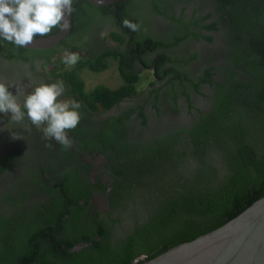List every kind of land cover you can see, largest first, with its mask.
Segmentation results:
<instances>
[{
  "label": "trees",
  "instance_id": "obj_1",
  "mask_svg": "<svg viewBox=\"0 0 264 264\" xmlns=\"http://www.w3.org/2000/svg\"><path fill=\"white\" fill-rule=\"evenodd\" d=\"M160 1L127 0L125 4L121 1L114 10L115 5L96 6L86 0H73L71 31L55 47L38 50L17 48L7 42L0 45V55L15 63L32 62L36 57L49 60L62 48L86 50L90 46L88 33L94 23L124 24L136 12L135 2L148 3L149 12L174 18L175 30L159 36L146 34L142 20L131 17L141 29L133 34L131 48L124 46L122 50H107L96 57H81L74 70L63 74L62 79L73 85V96L77 93L89 109L96 110L98 105L109 109L136 93L140 76L128 67L139 65L153 68L156 78L162 81L150 89L145 103H153L152 95L167 96L174 106L180 96L189 103L190 91L199 92L201 84L206 82L216 85L211 107L186 132L190 134L191 147H151V153L146 156L150 157H145L144 166L140 162L137 169L136 161L132 160L135 154H124L130 155L126 159L131 161L122 163L115 174L125 177L122 191H127L128 203L133 206L145 203L148 196L138 191L151 187L167 195L150 212L134 211L127 216L132 224L124 229L120 218L111 219L117 226L108 224L104 218L87 216L86 205L79 201L87 200L88 193L64 182L66 173L60 177L51 167L39 164L34 178L10 182L8 191L0 195V264H141L170 247L221 226L264 196V4L216 0L221 11L220 22L204 24L212 14L196 16L194 10L191 18L184 20L183 9L176 17L170 8L172 3L161 9ZM236 12L239 15L235 16ZM220 28L223 33L226 28L232 29L235 42L231 45L235 48L236 43L238 48L231 63L240 66L244 73L237 71L235 75V70L217 82L209 65L200 76L190 75L188 64L198 58V53L186 58L176 51L180 42L197 41L202 36L210 41L212 36H204L200 30ZM58 30L53 29L49 35ZM113 33L119 42L124 41L118 32ZM243 34L252 36L246 39ZM111 58L118 60L123 84L115 89L99 85L85 92L79 75L82 68L104 71ZM144 105L129 107L120 119L136 112L145 123ZM153 106L156 108V103ZM181 130L185 132L186 128ZM162 160L170 165L169 192L162 189L160 181L158 185L152 179L142 178L156 176ZM8 161L9 156L0 161V172L6 170ZM131 184H136L138 191L130 192ZM76 246L79 248L74 250ZM142 255L145 258L138 259Z\"/></svg>",
  "mask_w": 264,
  "mask_h": 264
},
{
  "label": "flooded vegetation",
  "instance_id": "obj_2",
  "mask_svg": "<svg viewBox=\"0 0 264 264\" xmlns=\"http://www.w3.org/2000/svg\"><path fill=\"white\" fill-rule=\"evenodd\" d=\"M122 2L125 4L127 0ZM141 3L135 2L133 6L137 10L131 17L136 20L138 18L139 21L142 20L141 27H144L146 34L152 33L159 36L175 30L176 22L174 18H165L162 13H151L148 11V3L144 5ZM169 3H172L170 8L174 10L176 17L183 9L184 20H189L195 10L196 16L198 14L203 16L207 13L212 14V17L206 19L204 24H210L214 20L220 22L218 17L221 11L217 9L216 0H171L170 2L169 0H161V9H164V6ZM246 3L262 5L264 0H253L251 2L248 0ZM116 4L111 5L116 6ZM117 8L118 6L114 10ZM237 15L239 14L236 12L235 16ZM131 17L128 20L137 24ZM117 22L99 21L94 23L88 33L89 49L70 51L79 53L80 58H85L86 56L96 57L107 50L117 48L122 50L124 46L131 48L129 45L131 42L133 43V34L141 29L128 30L129 28L125 24L118 25ZM227 22L230 23V20ZM119 26L120 28H118ZM219 26L220 24H218ZM229 29L226 28L224 33L222 29L219 31L201 29L200 32L204 36L211 35L212 40L209 41L202 36L197 41L187 39L180 42V47L176 51L184 54L186 58L190 57L191 54L198 53V58L188 64L187 71L190 75L200 76L205 67L209 65L213 67L212 71L215 73L213 80L217 82H221L225 74L234 73L235 70V75H237V71L243 72L240 66L231 63L238 44L235 43V48L231 45L235 40L231 35L232 29ZM113 32H118L124 41L119 42ZM243 36L247 39L252 35L243 34ZM64 52L62 48L54 53L49 60H46L45 57H36L32 62L18 61L17 63L0 55V79L17 84L22 88V91H30L34 83H51L56 80H63V74L75 68L74 66L63 69V66L56 64ZM110 61L116 64L115 71L121 78V84L112 88L115 89L123 84V78L119 71L118 60L116 58L109 59V66ZM84 69L82 68V70ZM128 70H135L139 76H141V71H149L152 80L148 82L146 90L142 94L137 95V90L130 98L118 101L109 109H103L99 105L96 110L89 109L77 93L76 96H73L74 91L71 82L63 80L65 93L62 98L79 100L86 107L83 108L84 110L81 109V120L78 126L69 132V136L73 140V144L69 149H64L54 140H46L43 133L31 125L27 118L20 124H10L8 123L10 114H0V152L3 153L0 156V161L9 156L6 170L0 172V195L2 192L6 193L8 191L10 182L13 180L22 182L24 179L34 178V173L39 171V164H42L51 167L60 177H63L65 173L68 174L64 178V182L71 183L73 189L79 188L82 193H88V199L79 202L81 205H86V214L91 219L104 218V221L108 224L117 225L115 222L111 223V219L120 218L123 220L132 215L134 211L148 213L155 203H160L162 197L167 195L157 192L158 190L153 187L145 189V191H138L136 184H131L129 191L132 193L134 191L144 192V197L148 196L147 201L140 203L139 206H133L131 202L128 203L127 191H122V183L125 177L124 175L115 174L119 171L122 163L131 161L129 159L130 155L124 156V154H129V152L135 154L136 158L132 160L136 161L137 169L140 162L141 167L144 166L143 160L151 153L149 149L151 147H191L190 134L188 135L186 132L192 130L202 115L207 113L211 107L216 85L206 82L201 84L199 92L190 91L189 103L185 101L183 96H180L176 98L177 105L174 106L169 97L162 98L158 95H152L153 103L150 101L145 103L150 95V89L158 87L162 81L156 78L151 67L139 65L138 68H134L129 66ZM113 76H116L114 71H112V76L109 75V78ZM137 85H140V80ZM12 91L15 93L14 88ZM154 103H156V108L153 106ZM139 104H145L143 107L147 118L145 123L136 112H131L127 117L120 119L129 107H138ZM182 128H186L185 132L181 130ZM113 136H115L114 139ZM173 139L174 141H172ZM161 142L164 144L160 145ZM127 156L128 159H126ZM149 157H146V159ZM160 166V168H156L158 173L156 176H143L142 178L152 179L158 182V185L160 181L162 189H167L169 192L171 188L168 187L167 183L170 180V165L163 164L162 160ZM31 171H33L32 175ZM131 224L128 220L126 226ZM118 233L121 234V231ZM141 258L142 256L138 259Z\"/></svg>",
  "mask_w": 264,
  "mask_h": 264
},
{
  "label": "clouds",
  "instance_id": "obj_3",
  "mask_svg": "<svg viewBox=\"0 0 264 264\" xmlns=\"http://www.w3.org/2000/svg\"><path fill=\"white\" fill-rule=\"evenodd\" d=\"M72 11L73 0H0V45L7 42L26 48L34 43V37H48L56 28L67 30ZM124 24L132 31L139 28L129 20ZM79 60V53L67 49L62 57L68 68ZM64 93L63 80L34 83L30 91H22L17 84L0 79V114H10V124L27 118L46 140L69 149L73 144L69 132L78 126L83 105L75 99H63Z\"/></svg>",
  "mask_w": 264,
  "mask_h": 264
},
{
  "label": "water",
  "instance_id": "obj_4",
  "mask_svg": "<svg viewBox=\"0 0 264 264\" xmlns=\"http://www.w3.org/2000/svg\"><path fill=\"white\" fill-rule=\"evenodd\" d=\"M86 1L106 6L126 0ZM69 25L67 30L59 29L48 37H34V43L26 48L48 49L58 45L71 31V15ZM141 264H264V196L221 226L170 247Z\"/></svg>",
  "mask_w": 264,
  "mask_h": 264
},
{
  "label": "rangeland",
  "instance_id": "obj_5",
  "mask_svg": "<svg viewBox=\"0 0 264 264\" xmlns=\"http://www.w3.org/2000/svg\"><path fill=\"white\" fill-rule=\"evenodd\" d=\"M63 56H64V53L60 56V59H59L58 63H56V64L63 66V69H68V67H66L62 63V57ZM115 66H116V64L110 61V66L108 67V69H106L102 72H93V71L86 69V68L84 70H82L79 74H80V77L84 81V85H85L84 91L89 92L99 85H104L107 87L114 88V87L118 86L119 84H121V78L117 75V72L115 71ZM46 70L48 71V69H46ZM112 71H114L116 73V76L109 78V75L112 76ZM140 75H141L140 76L141 79H140V85L138 86L137 95L142 94L146 90V86H147L148 82L152 80V75L149 71H147V72L141 71ZM2 155H3V153L0 152V156H2ZM137 201H139V199H137ZM136 216L140 217L141 214H136ZM127 222H128L127 218H124L122 220L123 229L126 227ZM123 229H122V231H123Z\"/></svg>",
  "mask_w": 264,
  "mask_h": 264
}]
</instances>
